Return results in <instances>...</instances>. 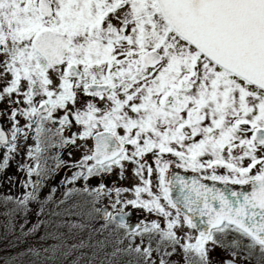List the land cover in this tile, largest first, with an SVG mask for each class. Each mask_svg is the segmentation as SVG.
Masks as SVG:
<instances>
[{
  "label": "snow or ice",
  "instance_id": "obj_1",
  "mask_svg": "<svg viewBox=\"0 0 264 264\" xmlns=\"http://www.w3.org/2000/svg\"><path fill=\"white\" fill-rule=\"evenodd\" d=\"M81 95L91 99L81 103ZM5 100L25 105L9 109L10 138L0 130V147L8 153L32 131L37 143L30 156L41 152L49 134L61 145L93 142L80 165L86 171L75 173L73 181L102 177L123 169L124 162L135 166L142 185L134 188L135 199L116 200L112 207L124 203L156 212L166 227L153 220L128 229L122 208L116 216L93 210L103 212L105 227L118 217L113 231L126 230L129 244L122 251L134 254L137 264H156L154 253L158 264H169L165 257L177 245L195 254L186 264H213L216 248L236 257L244 239L249 253L258 250L264 257V0H0V101ZM18 116L26 121L23 127ZM73 123L81 130L65 137ZM148 154L154 157L158 194L144 178L145 171L149 177L154 171ZM165 154L199 175H166ZM7 165L5 153L0 170ZM217 168L227 174H217ZM209 180L225 188L202 182ZM105 190L103 183L93 189L95 199ZM183 225L198 231L194 243L186 235L182 243L177 235ZM230 234L239 239L228 241ZM131 237L141 242L133 247ZM145 237L149 246L142 247ZM217 264L236 261L221 258Z\"/></svg>",
  "mask_w": 264,
  "mask_h": 264
},
{
  "label": "trees",
  "instance_id": "obj_2",
  "mask_svg": "<svg viewBox=\"0 0 264 264\" xmlns=\"http://www.w3.org/2000/svg\"><path fill=\"white\" fill-rule=\"evenodd\" d=\"M47 127L52 126L49 123ZM28 134L35 135L32 131ZM56 137L49 134L40 145L41 152L33 151L31 156L29 149L34 150L35 144L23 145L15 153H8L6 148L0 147V163L3 162L5 153L8 155V165L0 170V259L4 264H52L53 258L55 264H68V255L64 250L56 248L44 257L37 255L35 243L51 240L43 235L44 229L53 231L49 225L56 227L59 232L62 231L57 234L59 238L71 234L79 236L81 232L86 235L93 234L96 227L102 231L105 221L93 209L105 194L96 200L91 190L98 188L101 183L105 185V192L113 189L114 185L110 180L112 177L107 173L102 177H89L88 180L78 178L73 181L72 176L75 173L86 171V168L80 167L83 157L72 158L71 145H58L53 141ZM23 143L20 141L17 145ZM50 144L53 150L47 147ZM37 165L39 174L33 171L32 175H29L28 169H35ZM76 187L78 192L75 191ZM67 188L70 191L69 195L65 196ZM85 188L89 191L82 190ZM26 195L29 196L28 201L20 204ZM109 198L111 199V195ZM10 215H13L12 221ZM55 221L58 225H55ZM114 227L115 224L110 228L111 231ZM121 231L122 229L117 230L122 234ZM96 237V246L99 242H105L104 239L109 240L104 264H133L129 260L135 255L122 251L126 247H120L119 255H114L112 247H115L116 241L113 232L107 237L104 230L102 235ZM55 244L58 245L56 242Z\"/></svg>",
  "mask_w": 264,
  "mask_h": 264
},
{
  "label": "rangeland",
  "instance_id": "obj_3",
  "mask_svg": "<svg viewBox=\"0 0 264 264\" xmlns=\"http://www.w3.org/2000/svg\"><path fill=\"white\" fill-rule=\"evenodd\" d=\"M13 100L17 99L16 96L12 97ZM89 99V97L83 96L81 95L80 97V102L81 103H86ZM12 107H25V105H23L22 103L20 105H10L8 104V102L5 101H0V113H4L3 116H0V119L2 120L4 126L6 127V129L9 131V134L11 132V119H10V112L9 109ZM63 115L62 112H58L56 113V116H61ZM18 121H19V125L21 127H23V125L26 123L24 117H19L18 116ZM50 126H52L54 129L56 127H59V125H52L50 124ZM80 126L79 125H75L73 123V125L70 128H66L63 135L65 137H70L71 133L73 131H75L76 133H78L80 131ZM34 135L32 136L31 134L27 135V139H24L22 136L16 141V143L18 144V142L22 141L24 142L21 145H17V149L20 150L22 148L23 145H31V144H35L36 145V140L33 139ZM53 141L55 143H57L58 145L60 144L59 141V137H56L53 139ZM70 145V144H69ZM48 148H50L51 150H53L52 145L50 144L49 146H47ZM63 147V145H62ZM71 152H72V158L74 159H79L81 157H83L85 155V152L87 151L88 148H91V140L89 139L87 142L85 141H80L77 140V145H71ZM130 147V146H129ZM7 150V148H6ZM68 152V151H67ZM146 159L148 161V165L153 167L154 171H153V175L151 177H149L147 175V172L145 171L144 173V178L145 179H150L152 181V190L154 193L158 194V174L155 171L156 165L154 163V157L151 154H148L146 156ZM163 159L170 161V165L172 164H177L178 161L175 157H172L170 154H165ZM134 165H132L129 162H124V168L120 169L119 167H114L113 171L111 173H109L111 175V182L113 186V189H108L104 194V197L102 198V200L96 205V208H99L101 205L103 204H107L110 206L111 211L116 210V208H122L123 211L126 210H135L136 212H140L143 215V221L140 222L139 225L141 224H150L151 221L155 220L156 222L161 224L162 228L166 227V222H165V218L161 215H159L156 212H149L146 209L143 208H138V207H133L130 204H124L121 203L119 205L116 206V208L112 207V204L116 201V200H121L123 201H127V200H131V199H135V194H134V188L136 186H142L141 185V180L140 177L136 176L133 169H134ZM222 170V168H217L216 172L217 174H221V173H226L220 171ZM167 175V173H166ZM120 188V189H128V191H121L119 194H117V192L115 191V189ZM84 190V189H82ZM70 191V189L67 188V192ZM75 191L78 192V187L75 188ZM81 191V188H79V192ZM92 191V190H91ZM108 192V193H107ZM107 195V197H106ZM111 195V199L109 198ZM141 198L142 199H148L149 197L147 196L146 193H142L141 194ZM162 204H165V202L162 200L161 201ZM74 207V206H73ZM166 210L172 211L173 215H175V210L174 209H168L167 205L165 204ZM75 209V207H74ZM13 215H10V220L12 221ZM74 223V220H73ZM55 225H58V222L55 221ZM77 225V224H76ZM82 225V224H81ZM113 227V226H112ZM49 228L53 231H48L49 229H44L43 230V235L47 238L49 237V241H44L41 242L37 241L35 243L36 245V251H37V255L40 257H44L45 255H49L51 254L56 248L60 251L64 250L65 252H67V263L68 264H104L105 263V256H107V247L109 246V240L107 241L106 239L105 242H99L98 245H94L96 243V236H100L102 235V231L105 230L106 236L109 237L110 234L113 232L114 233V237L115 239V247H112L113 251H114V255L118 256L119 252H117V249H119L120 247H128V240H127V236L125 235V229H122V234L117 232V231H111L110 228L108 227H102V231L99 230L98 227L95 228L93 234L91 233H83L81 232V235L77 236V235H73L71 234L70 236H65V237H60L57 236V234L62 233L59 232L58 229H56V227L49 225ZM177 230V235L180 236L182 238V243L184 242V238L185 235L187 237H190L191 239L188 240V242L194 243L195 242V237L197 236L195 233H193L186 225L180 226L178 227ZM58 231V232H57ZM69 230L67 229L66 232H68ZM93 231V230H92ZM108 231V232H107ZM57 232V233H56ZM64 233V232H63ZM232 238L233 236H235L237 239H239V234H231ZM55 242L58 244L56 246ZM141 242V238L137 237V240H135L134 242H132V246L134 247L136 244H139ZM248 241L247 239H244L242 241V246L239 248L242 250L243 244H247ZM143 246H149L148 240L145 238L144 239V243L142 244ZM151 247L156 248V242L153 241L151 243ZM218 250H220V248H216ZM222 253L226 252L223 249ZM63 251V252H64ZM238 251V249H237ZM240 253V251H238ZM254 252L259 253L258 250H254ZM223 253V254H224ZM260 254V253H259ZM193 255V254H192ZM191 255V257H192ZM211 255H213V253H211ZM190 256V254H186L185 252L180 254V256H178L175 260H173V262H169V264H186V260L188 259V257ZM159 255L154 253L153 255V259L156 260V264H158L159 261ZM212 260H213V264H217V259L215 258V256H211ZM54 263L55 264V260L53 258ZM133 264H137L136 262V257H132L131 260H129V262H131ZM243 262H245V259L243 260ZM60 264V263H59ZM248 264V263H247Z\"/></svg>",
  "mask_w": 264,
  "mask_h": 264
},
{
  "label": "water",
  "instance_id": "obj_4",
  "mask_svg": "<svg viewBox=\"0 0 264 264\" xmlns=\"http://www.w3.org/2000/svg\"><path fill=\"white\" fill-rule=\"evenodd\" d=\"M0 130H3V131H5L6 134H9V131L6 129V127L4 126V124H3L1 119H0ZM72 133H76V132L73 131ZM9 138H10V134H9ZM92 146H93V142H92ZM168 174H175L177 176H181V177H184V178H187V179H191L193 176H198L199 175L198 173L190 172L188 170H185L184 168H179L176 165H171L170 166ZM202 182L203 183H207L210 186L215 184V186L217 188H220V189H224L225 188V185L220 183V182H218V181L217 182H213V181L209 180V181H202ZM227 187L231 188L232 190H235V191L250 190L249 186H246V185L245 186H241V185H231V184H229V185H227ZM99 208L106 209L107 211L112 212L114 216H116V210L111 211L110 206L107 205V204H103ZM123 212L126 213L124 219H125V223L128 226V229H135L136 226L139 224V222L142 220V215L140 213H136L133 210H126V211H123ZM98 214H99L101 219H104L103 212L98 213ZM114 222L115 223L118 222V217H117V220L114 221ZM197 233H198V231H197ZM228 259H230V258H228ZM0 264H4L1 261V259H0ZM236 264H238V263H236Z\"/></svg>",
  "mask_w": 264,
  "mask_h": 264
},
{
  "label": "flooded vegetation",
  "instance_id": "obj_5",
  "mask_svg": "<svg viewBox=\"0 0 264 264\" xmlns=\"http://www.w3.org/2000/svg\"><path fill=\"white\" fill-rule=\"evenodd\" d=\"M72 134V133H71ZM91 147H92V141H91ZM205 159H207V158H205ZM172 165H176V164H172ZM171 166V165H170ZM170 166H169V168H170ZM188 171H190L191 172V170H188ZM220 171H222V172H225V170L224 169H222V170H220ZM221 174H227V173H221ZM167 175H168V173H167ZM130 210H132V209H130ZM133 211H135V210H133ZM136 212V211H135ZM136 213H140V212H136ZM141 214V213H140ZM99 215V214H98ZM142 215V214H141ZM134 218V217H133ZM104 220V219H103ZM105 221V220H104ZM141 221H143V215H142V220ZM140 221V222H141ZM140 222H139V224H140ZM105 224H106V221H105V223H103L102 225H103V227H105ZM113 224H116L115 222H113L112 224H109L107 227L108 228H112V226H113ZM138 224V225H139ZM190 229V228H189ZM193 233H195L196 235H198V233H197V231L195 230V229H190ZM108 232V231H107ZM146 238V237H145ZM231 238H232V235H229L228 236V238H227V240L228 241H231ZM116 238L114 237V240H115ZM147 239V238H146ZM127 240H128V242H129V237H127ZM135 240H137V237H132L131 238V243L132 242H134ZM244 245V244H243ZM222 248H220V250H218V249H215V251H213L212 253H213V255L215 256V258L219 261L221 258H230V259H235V261H236V263H238V264H264V257H261V255L259 254V253H256V252H254V250L251 252V253H249L248 251H247V249H243L242 248V250L241 249H238V251H240V253H239V255L238 256H236V257H231V255H230V251L229 252H223L222 253V250H221ZM167 251H171V247H167V249H166ZM182 253H184V251H183V249L179 246V245H177L176 246V251L173 253V255L171 256V257H165V259H167L169 262H173V260H175L178 256H180V254H182ZM188 254H190V256L192 255V258L193 259H195V254L194 253H188ZM213 255H211V256H213ZM245 259V262H243V260Z\"/></svg>",
  "mask_w": 264,
  "mask_h": 264
}]
</instances>
